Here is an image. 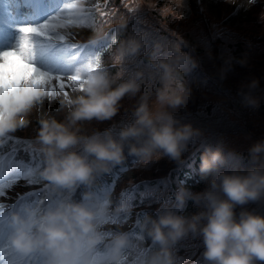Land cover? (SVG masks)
I'll use <instances>...</instances> for the list:
<instances>
[{
  "label": "clouds",
  "instance_id": "1",
  "mask_svg": "<svg viewBox=\"0 0 264 264\" xmlns=\"http://www.w3.org/2000/svg\"><path fill=\"white\" fill-rule=\"evenodd\" d=\"M159 3L160 0H146L142 6L157 11ZM249 3L253 5L256 0H249ZM167 4L173 7L159 8L160 15L175 10L177 16L174 19H183L184 0H167ZM259 22L264 24V12H261ZM102 38L99 32H94L89 42L95 43ZM182 42L168 45L170 55L166 59L150 61L154 72L149 76L151 79L158 77L161 87L156 90V98L151 103V86L144 89L133 111L134 123L120 130L119 139L110 131L83 135L80 126L82 122L92 120H111L126 95L135 97L140 93L143 72L122 79L126 58L136 56L142 47L140 39L122 40L111 54L113 66L118 68L115 75L107 70L108 66L102 60H93L96 67L91 70L86 66L78 67L77 75L72 79L74 95L60 99L61 108L67 110L66 121H40L38 141L45 166L38 175L54 191L74 192L80 185L92 188L98 176L109 173L114 165L125 161V147L142 166L162 155L180 160L188 142L200 135L191 125L177 127L176 119L168 111L186 105L190 98L181 71L190 58L181 52ZM7 52H0V138L26 126L29 114L45 97L53 99L63 93L60 90L51 95L45 78L37 74L34 63L18 54L7 55ZM258 87L259 80L255 78L241 86L242 91L247 89L244 93L247 106H258V100L251 94ZM77 148L82 151L74 150ZM249 151L256 166L246 174L218 172L225 163L220 148L202 156V178L216 173L210 187L201 193H193L181 186L176 193L180 207L191 200L202 211L185 217L165 210L155 219L146 214L138 221L141 233H146L153 244L159 245V251L143 257L140 264H175L171 246L189 233L202 236L203 256L208 264H264V217L241 211L237 219L234 213L237 205L264 198V160L260 155L264 153V141L254 144ZM83 199L94 203L89 206L85 202L66 200L42 212L26 206L22 214L13 213L8 221L11 249L22 257L38 253L45 258V264H96L93 254L99 245L105 244L107 236L103 264H125L124 250L131 246L129 234L104 233L95 223L110 207V195L106 202H101L95 199L93 192H86ZM128 211L121 199L112 215L118 217ZM204 221L206 223L202 224Z\"/></svg>",
  "mask_w": 264,
  "mask_h": 264
},
{
  "label": "trees",
  "instance_id": "2",
  "mask_svg": "<svg viewBox=\"0 0 264 264\" xmlns=\"http://www.w3.org/2000/svg\"><path fill=\"white\" fill-rule=\"evenodd\" d=\"M145 2L146 0H98L97 5L93 7V32L81 38L89 39L94 32L103 35L108 28L116 26L113 43H108L106 47H94L96 55L101 53L102 62L113 75L117 73L118 68L113 66L110 57L119 43L129 38L140 39L142 47L136 56L126 58L122 79L127 80L136 72H143L144 76L140 93L135 97L126 95L120 102L116 116L103 122H82L81 134L90 136L94 132L103 134L110 131L114 138L119 139L120 130L134 123L133 111L144 89L151 86V103L156 98V90L161 87L158 77L151 79L149 76L154 72L150 61L166 59L170 55L167 51L168 45L182 40L180 50L190 58L186 67L181 69L186 89L190 90V98L186 105L168 111L176 119L177 127L191 125L193 129L199 130L200 135L188 142L187 150L182 153L179 161L162 155L160 159L142 166L135 156L129 155L128 148L125 147V161L114 165L109 173L98 176L92 188L80 185L74 192H69L70 198L77 200L86 192L94 193L105 185L108 189L107 195L111 197L108 212L112 211L121 199L129 208L127 213L115 217L118 220L133 215L138 221H142L146 214L155 219L165 210L185 217L202 211L203 209L191 200H187L183 207H180L176 200V193L181 186L193 193H201L210 187L216 173L207 179L202 178V156L209 150L220 148L225 163L219 167L218 172L246 174L256 166L252 161L250 148L264 141V74L259 71V87L251 93L258 100L257 107L245 104L246 88L243 91L234 90L223 85H232L238 78L243 82L242 85H246L251 81V77L256 79L254 75L264 67V24L259 22L260 12H264V0H256L253 5L248 2L237 7L222 0L220 10L219 2L198 0V11L195 3L190 1L189 14L183 19H174L177 16L175 10L159 14V8L173 7L168 5L166 0H160L157 11L142 6ZM209 19L217 22L211 23ZM255 25H258V30H253L254 34L250 36L244 32H235L251 29ZM253 118L256 121L254 131L251 123ZM35 124L34 131L26 134L29 138H35L16 146L14 151L22 156L30 153L32 164L37 160V167L31 179L38 183L37 186H42L48 182L38 175L45 165L38 141L41 123L37 121ZM16 134L25 135L23 131ZM237 137L245 140H233ZM10 143L8 139L2 147ZM32 145L37 146L36 151ZM74 150L82 151L80 148ZM260 155L261 160H264V153ZM48 186L54 193L57 192L51 185ZM58 191L68 193L62 189ZM42 192L43 189L39 194ZM241 211L264 217V198L243 206L237 205L234 208L237 219ZM138 230L137 224L129 232L132 234ZM158 251L159 245L153 244L151 240L150 245L144 247L142 256H151ZM204 251L202 236L192 233L171 246L175 264H208L203 256Z\"/></svg>",
  "mask_w": 264,
  "mask_h": 264
},
{
  "label": "rangeland",
  "instance_id": "3",
  "mask_svg": "<svg viewBox=\"0 0 264 264\" xmlns=\"http://www.w3.org/2000/svg\"><path fill=\"white\" fill-rule=\"evenodd\" d=\"M28 0H0V52L9 51V50H17L19 47L20 39L22 37V33L19 31L21 27H36L39 28L44 22H46L50 17L57 15L67 3L73 2V0H53V4H50L46 7V9L39 13L38 9L43 7L47 4V0H30L29 7L25 6V2ZM167 1V0H166ZM192 1L195 3L196 0H184V9H183V18H186L189 14V5L188 3ZM212 3L219 2V10L222 9V4L220 3L222 0H210ZM226 1V0H224ZM247 0H229L230 5L240 6L243 5ZM51 2V1H50ZM96 3V0H86V4L88 7H92ZM228 3V2H227ZM80 10L84 7V5L80 4ZM172 7V5H170ZM196 6V4H195ZM196 10L198 11L197 7ZM261 13V12H260ZM207 17V16H205ZM204 17V18H205ZM260 19V16H259ZM211 20V21H210ZM211 23H216L217 21L214 19L208 20ZM55 23H67L65 18H61L57 20ZM116 26H112L108 28L110 33H113ZM92 27H75L71 24H68L66 28H57L54 33H52L54 39L53 42L49 45V50L46 53H43L40 48V44L37 42L38 37L33 35V43L35 45L34 48V60L32 61L37 68L40 70L47 72L52 75H68L71 74L76 67H80L83 64L77 63V59L80 57L81 61L87 63L90 59H93L96 55H93L92 50H84V44L81 43L82 36H86L89 33H92ZM253 30H258V25H255L251 29H240V31H235L238 33L244 32V34L250 36L254 34ZM76 32L79 33L80 38H72L71 41L65 35H71L72 33ZM64 35L65 41L61 42L59 40V36ZM78 35V36H79ZM106 38L100 39L95 45H105ZM78 40V41H77ZM57 42V44H56ZM113 42V38L111 39L110 43ZM71 44L81 45L79 49L76 51H72L70 48ZM92 44V43H90ZM88 46V45H87ZM79 55L76 59L71 58V55ZM259 71L261 74H264V67L260 68L257 73L254 75L258 80ZM254 79L251 77V80ZM70 84L71 82H66ZM242 81H235L232 85H225L227 89L231 88L234 90L242 89ZM58 85L56 86V93H59ZM65 92L67 96L74 95L73 88H66ZM65 96L64 93H61L59 97H55L53 99H49L47 97L44 98L43 102L37 105L32 112L28 116V124L26 126H22L18 128L15 132L12 133H20L23 131L24 134L28 132L34 131L36 128L35 122L41 121L43 119H55L58 122H65L67 119V110L62 109L60 105V99ZM252 123V130L256 128V121L255 119H251ZM41 125V124H40ZM35 137H30L32 140ZM245 140L241 137L234 138L233 140L239 141ZM18 140V139H16ZM249 145V144H248ZM12 146L7 150L10 151ZM13 150L10 151V154ZM4 156H0V191L4 192L3 196H0V205H3L2 213H0V220H5L8 226V221L13 213H23V209L26 206H31L32 208H38L41 210H46L48 207H54L57 203L63 201V197H53L50 195L49 192H46L45 195H38L35 193H31L32 197L30 199V194H23V192L27 190H33L34 185L30 182L29 175H26L24 172L28 170L31 165H28V161L25 158H22L19 155H15L11 157V155L4 160ZM30 160V159H28ZM31 184V185H29ZM24 188L27 190L22 191ZM108 189L100 190L95 194V199L106 202L108 195ZM15 192L17 194H15ZM19 194V195H18ZM89 206H92L94 203L93 200L82 201ZM44 205L43 208H41ZM99 216L95 223L98 226V229L104 233H111L114 234L116 232H126L130 236L131 246L124 250V255L126 256L125 264H140L141 259L143 258L142 253L144 250L143 242L144 238L141 235L140 228L138 231L130 234L129 229L133 224V221L126 220L122 223L112 222L109 223L110 219L105 217ZM106 218V219H105ZM11 234V229L7 228L3 241H0V257L6 254L7 256L3 257V261H0V264H6L5 260L7 258L13 257L17 255L8 243V237ZM132 238V239H131ZM108 237L106 236L105 244L107 243ZM145 242H147L145 238ZM105 244H101L97 247L96 252L93 254L96 264H103V257L102 254L105 250ZM36 256L40 258V254L36 253ZM35 258V257H34ZM39 260L35 262L38 264ZM23 264V263H18Z\"/></svg>",
  "mask_w": 264,
  "mask_h": 264
},
{
  "label": "snow or ice",
  "instance_id": "4",
  "mask_svg": "<svg viewBox=\"0 0 264 264\" xmlns=\"http://www.w3.org/2000/svg\"><path fill=\"white\" fill-rule=\"evenodd\" d=\"M84 5L82 10L78 8V5ZM65 18L67 23H55L57 20L61 18ZM68 24H71L75 27H91L94 24V16L91 10V7H88L86 4V0H73L71 3H67L64 8L57 15L50 17L46 22L36 27H21L19 31L23 34L20 39V47L17 50H9L6 54L13 55L18 54L24 56L30 63H33L34 60V48L35 45L33 43V35L40 38V47L41 49H45L50 43L46 45V42H50L54 39L52 33L56 31L57 28H66ZM59 40L61 42L65 41V36L60 35ZM97 42L92 43L95 45ZM81 45L71 44L70 48L72 51H76L79 49ZM87 47V45H84ZM76 59V57H73ZM93 60H102L101 53L97 54L93 59H90L87 63L82 66H86L89 70L94 69L96 65L92 63ZM38 69V75H41L45 78V81L48 85L47 91L51 95H55L56 86L58 85L59 90L67 95L65 92L66 88H73L74 84L72 83V79L77 75L76 67L71 74L68 75H52L47 72ZM71 82L70 84L66 82ZM4 192L0 191V196H3ZM3 205H0V213H2ZM8 228L5 220H0V241H3L6 229ZM0 261H3V257H0Z\"/></svg>",
  "mask_w": 264,
  "mask_h": 264
}]
</instances>
